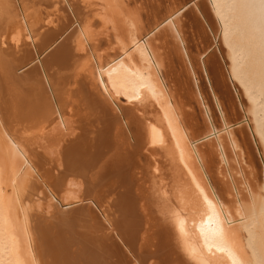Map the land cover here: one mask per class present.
<instances>
[{
    "label": "bare ground",
    "instance_id": "1",
    "mask_svg": "<svg viewBox=\"0 0 264 264\" xmlns=\"http://www.w3.org/2000/svg\"><path fill=\"white\" fill-rule=\"evenodd\" d=\"M166 2L144 27L122 0H0V264H264V171L245 131L264 160V0ZM185 10L248 98L239 115L204 54L223 133L207 110L203 133L186 126L160 74L162 25L194 73L176 23ZM203 140L221 169L234 154L246 164L247 197L239 183L235 197L215 192Z\"/></svg>",
    "mask_w": 264,
    "mask_h": 264
},
{
    "label": "rangeland",
    "instance_id": "2",
    "mask_svg": "<svg viewBox=\"0 0 264 264\" xmlns=\"http://www.w3.org/2000/svg\"><path fill=\"white\" fill-rule=\"evenodd\" d=\"M122 1H123L122 6L125 5V7L123 6V9L125 11L131 12V13H133V15H134V13L137 14V16L136 15H134V16H136L137 19L140 20L139 23L141 24V26H144V27L149 26L150 27L155 20H161V19H163V18H165L167 16V14H166V9H167L166 0H129L130 2L129 1L126 2V0H122ZM127 4L129 6V8H128ZM125 8L128 9V10H126ZM185 11L181 13V14H183L182 17H180L181 18V23H179L180 20L179 21L176 20V23L178 22V24H177L178 28L181 27V29H180L181 32L182 33L184 32V35H181V37H182V39H184L183 45L186 46V43H187V47H185V49H187L186 51H189L188 53H190V54H188V53L187 54H188V57L190 58V63L192 65V70H193L194 73L190 74V73H192V71H191V69H190V67L188 65L189 63L187 62L185 57L183 55H181V52L179 51V48H178V46H179L178 43L175 44L177 42L176 41L177 39L175 40L173 38V36H170L171 34L169 35L170 31L167 30L168 28L166 29V28H164L165 25H162V27L164 26L163 27L164 29L161 28V26H160V28L158 27L156 29L157 30L156 32L154 31L155 33H159L158 34L159 36L157 35V36H155V38L153 37L155 40H158V42L154 40L156 42V44L155 45L153 44V46H156V48L158 47V51L159 52L157 50H156V52L158 53V55L160 53L162 54V55L161 54L159 55L160 58L164 57V58H162L164 63L162 62L163 67H161L162 69L160 68L161 69L160 70V74H161V77L163 78V82L165 83L166 86H168L169 91H171L170 94L173 93L172 94L173 98L174 99L177 98L175 100L178 101V102L180 101V104L178 102L177 103H178V106L180 105V108L182 109L183 123L185 125L187 124L186 126H190L191 125L192 127L191 126L190 127L193 128L192 131H196L195 132L196 135H200V133H203L206 130L205 116H206V110H207V113H208V116H209L211 124L215 127V129H218L219 132L220 131L222 132V129H224V128H223V125H222L220 112H219L218 107L215 105V102L213 100L212 93H211V90H210V87H209V83H208V78L206 77L205 69H204L203 66L201 67V65H203L202 62H204L206 60L205 57L211 55L212 53H215L216 54L215 58H217V60L222 64L221 65L223 67V68L221 67L222 71L224 70L223 71V76H224V78H226L225 81L227 82V83L225 82V84H227L226 86H227L228 91L230 90L229 93L231 95V98H233L232 100L235 101L234 102L235 111L238 112L239 115H240V113L242 111L240 110L241 106L238 103H242L244 101L243 99H246L247 97H246V94L242 91V89H239L240 87H238V85H236L235 83H232L231 77L226 72L225 64L223 63V61H222L221 57L219 56V54H217L219 52L217 51V47L215 45V40L212 37L210 38L209 34H208L207 40H203V38L198 40L197 39L198 34L195 35V36L190 34L191 31L189 29H187L186 25L189 23L190 20L192 21V19L190 18V17H192V14H190V11H186V12ZM140 24H139V26H140ZM138 29H139L138 31H140L139 27H138ZM158 30H159V32H158ZM219 31H220V29H219ZM111 35H113V34L110 33L109 39L112 42L113 36H111ZM154 35H156V34H154ZM184 36H185V38H184ZM157 37L160 38V39H158ZM209 38H210V40H208ZM109 39H108V37H105V36L99 37V41H100L101 44L107 43L106 41L109 40ZM215 39L217 40V37H215ZM154 41H152L151 44ZM203 43L204 44L206 43L205 44L206 48L204 49L205 51H201V54H200L199 50H201L202 47L204 46ZM109 45L110 46H108V47H110V49L107 47V50L109 49L108 52H111L113 50V49H111V47L112 48H115V47H114V45L112 43H109ZM207 45H208L209 48L207 47ZM160 48H161V50H160ZM204 54H205V57H203ZM198 55H199V57H198ZM182 57H184V58H182ZM203 58H205L204 61L202 60ZM185 60H186L187 63L185 62ZM185 64L187 66H185ZM235 86H237V87H235ZM234 87L237 88V89H235ZM199 90H200V94L202 93L201 96H202V98L204 100L203 104L205 105L206 109H204V106L202 105V103H200L201 101L199 99L197 101V99H196L197 98V93H198ZM130 93H131V91H128L127 95L130 94ZM121 95H123V94L120 93L117 96L118 100L116 102L117 104L116 103L115 104L120 106L121 108H130L131 104L127 102L126 98H124L125 97L124 95L123 96H121ZM179 98H181V99L179 100ZM241 99L243 101H241ZM247 100H248V98L246 99V101ZM242 117L243 116H241L238 120L239 121L242 120L243 119ZM242 124H244V123L242 122ZM245 128L247 129L245 131L247 132V134H249L248 135V139L251 138L249 140L250 142H248V144L250 145V151L253 152V153L251 152V155H252V157L254 159V165L257 167V169L259 171V175L261 176L260 178L262 180L263 171H264V169L262 167L263 163H264V160L262 158V153L263 152L260 150V148L258 147L257 144L259 142L258 139L261 142L259 144H262L263 142L261 141L260 138H258L257 134H255V135H257V138H256V136H252L251 137V134L249 132L250 130H248L249 127L247 125L245 126ZM206 141H208V140H206ZM224 142H225V145H223V148L225 150L224 152H227V155H225V156L229 157L231 155L230 154L231 152L234 154V151L230 147L231 145H229V143H228V146L231 148V149H228V151L231 150L228 153L227 148L225 149V147L227 146V142L226 141H224ZM202 143L204 144V146L200 147L201 145H203ZM202 143L198 144L200 146L197 145V147H199V151L203 155V156L201 155L202 157H204L203 153H206L205 154L206 155L205 158H202V160L204 161V159H205L206 160L205 162H207V164H206L207 165V170L206 171L208 173L206 172V174H209V175H207L209 177L208 180L210 181L211 186H213V189L215 188L214 189L215 192H217V194L221 192L222 194L221 193L219 194L220 197L221 196L223 197V195H225V192L227 194L229 193L228 195H230V192H228L227 190H231V188L229 186H228L229 187L228 188L226 184L224 185V183H228L229 185L233 186V188L231 190L232 192H231L230 196L225 195L224 198H226V197L227 198H231L233 192H234V194H233L234 196L233 197H235L236 192L237 191L241 192L242 191L241 189L243 187H245V191L243 189V192L239 193V195L240 196L244 195V197H247L246 196L247 195L246 189H248L247 188L248 185L246 186L245 183H247L248 175L250 174L249 178L252 177V176H251L250 171H247L248 167L246 166V164L241 162L239 157L234 154V158L235 159L237 158L236 160H239V161L238 162L237 161L232 162V160H235V159H233L232 158L233 155H231L229 157V158H232V160L230 159L231 162H230L229 158L227 157L228 161H229L228 163L230 165H228L227 160H226L227 164L224 165L225 167L222 166L224 168L221 169L220 168L221 167L220 163H222V165L224 163L218 161L217 157L214 156V154L212 152H209L211 147L210 148H208V146L205 147V145H207L206 143H208V142H205L203 140ZM200 148L202 150L206 151V152L200 150ZM209 161H210V163H209ZM240 162L245 164V166L242 165L244 168L241 167V163ZM231 163H235L237 166L235 164L231 165ZM231 166H232V169H234V170H237V168L235 169V167L239 168L236 171V173L235 172L233 173L231 171L232 170ZM227 167L228 168L230 167V168L228 169ZM246 168H247V170H246ZM228 170H230V172H228ZM242 170H244L245 173L241 174L240 178L242 177V175H243V177L241 179L240 178L239 179L242 180L244 183H241L242 181L239 182V179H237L238 178L237 176L240 174V172ZM238 171H239V174L237 173ZM226 172H227V174H226ZM231 172H232L233 176H234V174L235 175L238 174V175L233 177ZM242 173H243V171H242ZM222 174L224 176L226 175L227 178L225 179V177ZM229 174L231 175V178H230ZM244 176L245 177L247 176V177L245 178ZM235 177H236L237 180L234 181L232 178L235 179ZM229 178H230V181H229ZM245 179H246V182H245ZM251 181H253V178L248 180V182H251ZM233 183L234 184H236V183L238 184L239 183L238 184L239 186H237V184L235 186L240 187V185H241L242 188L240 189V188L235 187L234 185H232ZM242 184H244V186ZM248 184L251 186L250 183H248ZM223 186L227 190H225L223 188ZM222 188H223L224 191L222 190ZM236 189H238V190H236ZM238 192H237V194H238ZM239 195H237V196H239ZM243 200L246 201L245 198H243Z\"/></svg>",
    "mask_w": 264,
    "mask_h": 264
}]
</instances>
